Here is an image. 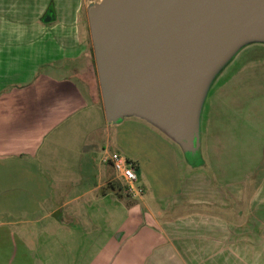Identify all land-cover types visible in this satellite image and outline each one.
I'll return each mask as SVG.
<instances>
[{"label":"crops","instance_id":"1","mask_svg":"<svg viewBox=\"0 0 264 264\" xmlns=\"http://www.w3.org/2000/svg\"><path fill=\"white\" fill-rule=\"evenodd\" d=\"M88 6L0 0V264H264V62L209 88L185 152L108 122ZM101 153L135 162L140 199Z\"/></svg>","mask_w":264,"mask_h":264},{"label":"water","instance_id":"2","mask_svg":"<svg viewBox=\"0 0 264 264\" xmlns=\"http://www.w3.org/2000/svg\"><path fill=\"white\" fill-rule=\"evenodd\" d=\"M88 19L108 122L143 118L191 153L220 61L264 41V0H102Z\"/></svg>","mask_w":264,"mask_h":264},{"label":"rangeland","instance_id":"3","mask_svg":"<svg viewBox=\"0 0 264 264\" xmlns=\"http://www.w3.org/2000/svg\"><path fill=\"white\" fill-rule=\"evenodd\" d=\"M101 2L102 0H87L89 5H91V3L97 4ZM260 47H264L263 40L249 39L237 45L231 52L227 53L220 61L221 65L218 69H215L210 88H213L214 85L223 78H248L250 76L248 75L249 71L255 70V64L264 62V52H262L261 49H257ZM202 110L200 114V128L203 114ZM103 159L104 156L102 153L98 155V160L100 162H102Z\"/></svg>","mask_w":264,"mask_h":264},{"label":"built area","instance_id":"4","mask_svg":"<svg viewBox=\"0 0 264 264\" xmlns=\"http://www.w3.org/2000/svg\"><path fill=\"white\" fill-rule=\"evenodd\" d=\"M105 162H112L117 179L123 184L126 194L133 200L140 199L144 190L139 181L135 168V162L120 153H114L104 159Z\"/></svg>","mask_w":264,"mask_h":264},{"label":"trees","instance_id":"5","mask_svg":"<svg viewBox=\"0 0 264 264\" xmlns=\"http://www.w3.org/2000/svg\"><path fill=\"white\" fill-rule=\"evenodd\" d=\"M109 185H110V186H113V183H110ZM123 191H124V195H122V196H125V197L130 198V197L126 194L124 186H123Z\"/></svg>","mask_w":264,"mask_h":264}]
</instances>
